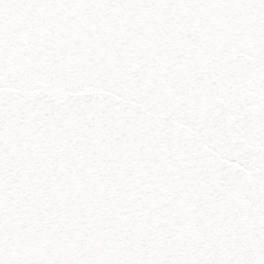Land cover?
<instances>
[{
  "label": "snow or ice",
  "instance_id": "1",
  "mask_svg": "<svg viewBox=\"0 0 264 264\" xmlns=\"http://www.w3.org/2000/svg\"><path fill=\"white\" fill-rule=\"evenodd\" d=\"M0 264H264V0H0Z\"/></svg>",
  "mask_w": 264,
  "mask_h": 264
}]
</instances>
